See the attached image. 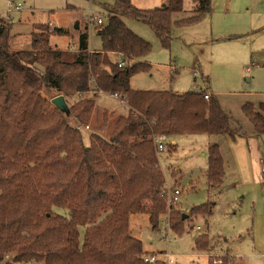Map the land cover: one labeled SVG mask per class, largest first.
<instances>
[{
	"label": "trees",
	"instance_id": "1",
	"mask_svg": "<svg viewBox=\"0 0 264 264\" xmlns=\"http://www.w3.org/2000/svg\"><path fill=\"white\" fill-rule=\"evenodd\" d=\"M184 2L166 0L161 6L139 8L132 0H116L105 6L109 14L99 29L102 49L89 53L88 33L83 31L71 61L50 44L52 34H66L67 29L41 25L31 48L14 51L13 23L1 22L0 262L14 252L15 262L165 264L144 261L143 243L129 229L131 214L146 213L157 227L166 210L165 175L151 135L242 134L241 128L231 126L232 115L218 99L205 98V88L177 93L131 86L134 74L151 71L149 62L139 60L152 45L124 18L148 24L169 48L174 24L196 23L212 11V0H192L191 15L173 20ZM117 55L124 65L119 66ZM43 90L64 95L67 104L74 98L69 112L52 108ZM89 90L118 95L129 111L119 116L109 139L94 135L86 144L79 126L92 119L95 101L85 94ZM261 112L264 102L258 108L245 104L256 133H264ZM169 149L175 151L176 145L170 143ZM208 164L209 184L221 186L225 163L218 144L209 147ZM189 213L210 215L212 203ZM184 214L174 208L169 215L178 235L184 232ZM210 243L206 234L196 238L200 250L209 251ZM228 256L222 264H228Z\"/></svg>",
	"mask_w": 264,
	"mask_h": 264
},
{
	"label": "rangeland",
	"instance_id": "2",
	"mask_svg": "<svg viewBox=\"0 0 264 264\" xmlns=\"http://www.w3.org/2000/svg\"><path fill=\"white\" fill-rule=\"evenodd\" d=\"M12 1L23 7L22 10L11 13L14 19L11 25L13 36L10 40L12 50L31 48L33 35L41 31V25H49L51 28L62 27L67 29L68 33L52 34L50 44L62 52L66 61L73 60L75 51L80 47V30L88 33L90 49L94 51L102 49L99 29L106 23L109 14L105 6L116 2V0ZM141 1L153 7L160 6L161 2ZM132 2L134 3V0ZM7 7L8 0H0V16L6 15ZM192 7V0H185L184 10L175 13L173 20L191 15ZM98 18L103 20V24L97 23ZM124 21L131 30L133 29L130 25H135L141 32L139 36L152 45L150 53L139 60L149 62L152 65L151 71L139 72L132 76L131 86L134 89L186 93L198 87H205L206 93L213 97L209 86L203 83L201 75L203 72L215 92L214 97L218 99L223 109L232 115L231 126L241 128L242 134L239 135L248 140L254 137L253 134H262L260 141L264 142V133H256L252 122L244 113L246 103H252L258 108V105L264 102V0H212L211 13L201 21L173 25L169 48L163 47L148 24L133 17H126ZM114 58L120 60L119 55ZM193 67L199 71L201 69L197 77L192 72ZM85 94L95 101L90 123L79 126L83 131L85 143L89 144L94 135L109 139L119 116L126 115L129 106L120 98L107 93L97 95L89 90ZM41 95L51 103L52 108H57L52 102L57 95L48 94L44 90L41 91ZM68 99L69 104L75 100ZM261 114L264 115V112ZM67 117L69 122L74 124L73 118ZM158 136L152 134L151 138L158 157L161 156L160 166L165 175V182L171 185L170 196L176 189L181 193L172 206L167 203L166 197V210L160 216L157 227L153 226L148 214H131L130 233L142 241L146 252L142 255L144 261L146 256L156 255L162 261L168 262L164 263L171 264L169 258L163 255L168 253L174 260L172 264H210L212 258L224 257L225 254L220 253H231L232 255L228 257L232 256L230 258L239 264L244 262L264 264V219L256 223L257 214L264 213L263 185L257 189L241 187L242 181L236 172L227 173L221 186L213 187L207 179L208 150L211 145L221 144L222 151L229 159L224 136L175 135L177 144L175 151L169 149V144L172 143L169 141L170 137H165L167 145L160 153L156 146ZM167 156L171 159L167 160ZM174 156L177 158L172 161ZM173 163L178 165L179 170L174 173L173 170L177 166L173 168L171 166ZM253 200L257 201L256 207ZM208 202L212 203L210 215L192 216L189 213L193 207ZM174 208L188 215V218L184 219L182 235H178L171 228L168 215ZM197 226L200 228L196 229ZM202 234L209 236L211 241L209 251L196 247V238ZM258 241L262 248L258 246ZM14 256V252L7 253L0 264H45L38 261L15 262Z\"/></svg>",
	"mask_w": 264,
	"mask_h": 264
},
{
	"label": "crops",
	"instance_id": "3",
	"mask_svg": "<svg viewBox=\"0 0 264 264\" xmlns=\"http://www.w3.org/2000/svg\"><path fill=\"white\" fill-rule=\"evenodd\" d=\"M160 1H161L160 6H161L165 3L166 0H160ZM134 3H136L141 8H152L153 7V6H150V4H145V3L143 4L141 0H134ZM154 7H156V6H154ZM130 27L133 30L135 29L134 31L138 35H139V33H141L135 25H130ZM78 28H79V26H78ZM51 29H53V28H51ZM82 32H83V30H80L79 38H80V34ZM140 35H142V34H140ZM88 40H89V38H88ZM18 49H15V50H18ZM88 51H94V49H90L89 45H88ZM76 52L77 51H75V53ZM200 72H201V69H200ZM201 75L203 77V83L204 84L206 83L209 86L210 91H211L210 93H212L213 97H214L215 92L211 89V87L209 85L208 77H204L203 72H201ZM175 92L180 93L178 91H175ZM214 98H216V97H214ZM87 128H89V126ZM260 135H262V134H253L254 137L251 140H248V139L244 138V136H240V135H236L235 137H232L229 135H223L225 145L227 146L229 159H227V155L222 151V145L218 144L220 147L223 159H224V163H225V176L227 173L232 174V173L236 172L238 175H240L239 178H240V181H242L240 183L241 187H244V188L245 187H254L255 189H257L258 187L260 188L262 185L264 187V142L260 141ZM170 139L171 140H169V141H171L173 144H175L177 146L176 138H174V136H170ZM254 151H256L257 154ZM176 158L177 157H175V156L172 157V161H175ZM166 159L170 160L171 157L167 156ZM160 165H161V156H160ZM175 165H176V163H173L171 166L174 168ZM176 166H177V168H174L175 171L173 170V173L179 171L178 165H176ZM228 168L233 169L234 171L228 172V170H229ZM258 175L259 176L261 175V176L259 177ZM253 203H254V207H256L257 201L253 200ZM262 219H264V213L263 214H257L256 223H258ZM258 243H259V241H258ZM258 246L261 247L260 243ZM220 254L232 255L231 253H220ZM243 264H247V263L244 262Z\"/></svg>",
	"mask_w": 264,
	"mask_h": 264
},
{
	"label": "built area",
	"instance_id": "4",
	"mask_svg": "<svg viewBox=\"0 0 264 264\" xmlns=\"http://www.w3.org/2000/svg\"><path fill=\"white\" fill-rule=\"evenodd\" d=\"M22 8L23 7H22L21 4H15L12 0H8V7H7L6 15L5 16H0V24H1V22H6V23L13 22L14 19H13L11 13L13 11H15V10L16 11H20V10H22ZM97 23L103 24V20L101 18H98L97 19ZM124 64H125V62L123 60H120L119 66H122ZM247 70H249V68ZM192 72H193L195 77H197L200 74V71L196 67H193V71ZM90 82L93 83L94 79H91ZM200 89H203V87H198L197 88V90H200ZM97 92L98 93H103L101 90H98ZM111 96H113L115 98H119V96L116 95V94L111 95ZM205 98L209 99L210 98V94L206 93L205 94ZM156 146H157V151H159V153L162 152L166 148V142H165V137L164 136L159 135L158 137H156ZM170 186L171 185L168 184V182L166 181L164 183L162 192H163V196H164L165 200H167L166 197L168 198L167 203L170 206H172L171 204L175 203L178 200V196L180 195L181 191L179 189H176V190H174V193L170 196V193H171V189L169 188ZM167 194H169V195H167ZM199 228H200L199 226L196 227V229H199ZM163 255L165 257L169 258V261H170L171 264L174 262V260L172 259V256L170 254L165 253ZM218 256H221V255H218ZM230 257H232V256H230ZM230 257H229V260L227 262L228 264H232V262H233V259H231ZM158 260H162V259L159 256H156V255H151V256H146L145 257V261L150 262V263H154V262H156ZM163 260H165V259H163ZM164 262H167V261H164ZM211 262L213 264H222V263H224V259H223V257L212 258Z\"/></svg>",
	"mask_w": 264,
	"mask_h": 264
},
{
	"label": "water",
	"instance_id": "5",
	"mask_svg": "<svg viewBox=\"0 0 264 264\" xmlns=\"http://www.w3.org/2000/svg\"><path fill=\"white\" fill-rule=\"evenodd\" d=\"M52 102L55 104V106L60 109L63 112H69V106L65 100L64 95H58L52 99ZM187 218V214L183 215V219Z\"/></svg>",
	"mask_w": 264,
	"mask_h": 264
}]
</instances>
